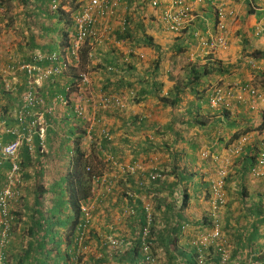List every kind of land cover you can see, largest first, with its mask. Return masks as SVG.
<instances>
[{"label": "crops", "instance_id": "1", "mask_svg": "<svg viewBox=\"0 0 264 264\" xmlns=\"http://www.w3.org/2000/svg\"><path fill=\"white\" fill-rule=\"evenodd\" d=\"M158 1L160 4L154 7L151 5V0H117L115 14L106 22L110 32L104 39L103 45L96 47L92 52L96 60H91L93 70L90 71V87L94 93L99 91L121 93L126 99V109L117 113V116L107 113L98 114L104 119L106 126L112 132V137L115 138L113 144L105 148L103 155L111 154L121 163L148 164L150 161H155L160 170H163L162 167L166 163L168 169L176 165V169L174 168L176 173L168 176L166 180L164 178L165 181L161 183V186L166 183L172 195L169 191L156 190L158 196H165V201H170L172 204L169 209H162L161 217H158L156 224L157 264H186L180 252L189 250V242L197 233L209 229L205 224L210 213V203L205 198V186L213 175L216 164L202 159L200 152L206 148L224 157L226 147L236 139V134L239 135L244 130L254 129L261 124L259 112L262 110V102L259 98L249 97L244 93L245 100L233 105L227 115L221 109L211 108L207 100L216 85L228 83H250L264 97V33L254 34L256 24L264 16V0H187L192 9V18L178 33L171 32L165 27L161 19L165 0ZM218 2H221L227 11V45L225 48L211 50L207 46H202L201 41L209 40L214 36L217 23L215 9ZM29 12V5H15L9 13L13 22L10 19L9 25L0 23V75L11 85L17 82L23 85V82L20 83L15 78L13 71H5L3 68L12 59L27 60L31 53L26 48L27 39L23 37L22 40L8 38L6 40L4 32L5 28L10 30L7 33H12L13 28L21 29L20 24L23 22L21 20ZM128 15H130L129 32L133 39L125 42L115 41L114 32L120 26V19ZM52 20L55 21L57 18ZM46 23L49 24L48 21ZM51 37L53 38V35L46 36L38 42L48 44ZM63 46L64 43L57 41V49ZM19 47L23 50H19ZM114 49L118 53L114 52ZM129 49L134 50L135 53H130L133 56H130L129 65L124 66V69L105 72L96 67L97 62L101 63L103 60H110L113 63L118 61L120 57L128 54ZM253 50H260L263 53L255 59L250 55ZM141 54L143 56H140ZM210 60L220 64L221 70L224 71L202 75L196 85L185 84L190 76L188 69L191 64L202 65L210 63ZM40 65L46 67L49 62H42ZM50 81H57L58 85L64 87L70 79L66 74L53 77ZM47 87V85L43 87L42 82L41 88L44 91ZM176 92H179L178 101L171 103ZM161 97H169L168 102L161 100ZM71 99L72 96L66 98L64 102L54 99L56 104L51 109L52 112L57 106L60 110L67 108L66 115L73 116L67 105ZM21 102V98L11 101L12 114L17 118L19 117L15 110ZM48 108L45 110L48 111ZM53 114L59 122L64 117L59 111ZM134 116H138L140 120L134 122ZM87 117L88 119L93 117L91 110L88 111ZM37 118L39 124L31 130V136L39 127L45 129L49 126L44 113H40ZM83 129V126H80L75 131H78L88 147L92 140L86 139V132L82 134L83 132L79 131ZM24 132L28 131L24 130ZM257 133L255 129L249 132L253 135L251 142L246 146L249 152L256 150ZM43 137L44 134L41 139ZM150 147L151 150L148 151ZM95 152L96 150L93 151ZM192 154L199 157L198 161L192 162L189 159ZM176 156H180L179 159H176ZM240 156L233 158L229 163V186L232 189L231 193H240L243 185L248 194L244 199H239L242 201L241 204L235 201L230 205L231 208L222 206L219 215L223 234L229 239H232L234 230L240 231L242 237L250 231L249 224L241 229L245 216V213L240 214L243 206L246 208L249 204H253L259 196L264 199V178L243 173L242 169L246 165ZM116 171L109 172L111 179L113 178L112 191L104 195L101 204L96 203L94 206L93 224L98 232H107L108 235L126 241L123 251H127L133 244L131 240L133 238L135 240L136 237H133L132 228L135 225L127 217L128 215L123 213L125 206H132L123 196V192L133 191L129 190V184L123 177L114 176ZM142 181L144 184L148 182L146 177H143ZM100 191L98 195L103 193V189ZM185 192L189 198L182 207V199L179 196L177 198V194L181 193L182 196ZM149 195H156V192L149 191ZM136 197L138 196L134 195V198ZM138 198L141 202H150L146 194ZM229 200L230 195L226 193V201ZM248 219L252 222L255 217ZM227 225L233 226V231L227 228ZM12 238H14L13 234L10 240ZM234 244L241 252L250 249L243 242L241 245L236 242ZM20 245L21 243L18 245L19 250ZM229 247L232 248L231 244ZM141 256L142 253L138 255V259H133L132 256L129 261L113 259L109 264H145ZM135 259L136 261H133Z\"/></svg>", "mask_w": 264, "mask_h": 264}, {"label": "trees", "instance_id": "2", "mask_svg": "<svg viewBox=\"0 0 264 264\" xmlns=\"http://www.w3.org/2000/svg\"><path fill=\"white\" fill-rule=\"evenodd\" d=\"M51 1L52 0H1L0 6L3 10L0 23L5 25H9L11 22L9 15V9L11 7L9 6L12 4L14 6L29 5L30 12L27 15L25 14V18L21 20L23 22L20 24V28L23 27L22 36L24 39H27L25 41L26 48L27 50L29 49L31 54L35 52V49H39L41 52H44V50L50 52L59 50L60 48L57 49V35L60 31L62 32L61 42L64 43L65 47H69L70 39L74 32L73 16L79 11L80 4L83 3L84 0L80 2H77V0H55L57 6L54 9L50 6ZM53 18H57V20L53 21ZM125 18L124 28L119 26L114 32L115 41L125 42L126 40L131 41L133 39L128 26L130 23V15ZM47 21L49 24L46 23ZM61 23H63V26H61ZM256 33L257 35L264 33V29L256 31L254 34ZM51 35H53V38L51 37L48 44H41L38 42L44 37ZM146 40L149 41L147 38ZM90 46L89 40H86L80 51V68H83L82 66L86 67L89 64L91 66V60H96L95 54L92 53L93 55H90ZM19 50L23 49L20 48ZM114 52L118 53L116 49H114ZM261 53L263 52L260 50H253L250 52V55L256 59ZM121 54L120 52L119 55L121 56ZM131 55L133 56V54H130V56ZM211 60L210 63H204L202 65H198L197 63L191 64L188 69L190 76L185 84L196 85L202 75L224 71L221 70L220 64ZM102 62L103 64H101ZM102 62H97L98 66L96 65V67L101 68L102 71L105 72H114L116 69H124V66L129 65L122 62V57L114 63L110 60H103ZM8 65L9 61L3 70H5ZM110 67L113 68V70H109ZM14 75H16L15 78H17L20 83L23 82V85L22 83L19 85L17 82L9 86L8 89L5 83L7 79H4L2 75H0V148L14 140L15 136L12 134L11 130L20 127L21 119H23L25 123L30 119V116L19 119L12 114L11 101L12 99H22L21 94L24 92L23 88L26 82L25 72L16 71ZM46 85L48 86L46 91L40 87L35 92L34 99H36L37 102L30 107V112H33L36 118L40 113H44V118L49 126L45 127L43 133L44 137L42 139L39 133L34 130L30 142L27 143L23 141L19 148L18 163L20 166L22 184L18 189L19 198L17 204L13 206L12 210L14 220L10 233L13 234L14 238H12V240L9 239L4 246L0 245V264H109L113 259L115 261H129L132 256L133 259H138V255H141L140 230L144 223L145 215L142 202L138 198L142 194H146V197L152 204L153 224L151 226V239L154 245L151 248V252L155 255L158 237L156 232L158 217H161L163 208L169 209L172 207L170 201H165V196L161 197L157 195V191H169L166 187L167 185H165L166 183L162 186L161 183L164 182L168 176L176 173L174 170V168L176 169V165L168 169L166 167L167 163L164 164L162 167L163 170H161L163 174L162 178L154 182L149 181L146 184L142 183V178L146 175L142 176L140 173L129 174L126 172H122V174H120V172H117L118 174L114 173V176L119 175L123 177L124 181H127L129 184V190L133 191L131 193L138 196L134 198V196H130L127 192H123L125 199H128L129 204L135 209L134 215L127 217L130 218L131 222L135 225L132 228L133 237H136V241L134 238L131 240L133 244H131L132 246H130L127 251H123L125 244L122 248L118 249L110 247L106 241V236H108L107 232H98L92 220L87 224V232L82 242L79 243L78 238L84 222V213L81 207L91 203H94V206L96 203L98 205L101 204V202H95V195L101 183L100 178L104 174L110 175L109 172L113 171L112 169L109 170V166H106V169L103 166V169L102 165H104V163H100L99 166L95 167L92 161L94 155L93 151L95 149L100 159L104 160L106 156L103 155V151L113 144L115 138L111 137V139H107L102 137L100 134V126L96 125L91 131L92 142L86 147L83 138L81 139L77 133L78 131H75V129L80 126L84 128V120L75 118L74 115V117L67 116V108L60 110L55 106L53 112L52 110H45L47 107H51L52 101L54 99L56 100L58 95L68 99L71 96L72 90L68 92L65 90V86L62 87L58 85L57 81L51 82L50 79L43 81V87ZM178 95L179 92H176L171 103L178 101ZM168 98L169 97H161V100L168 102ZM70 102H67L68 110L72 111V102ZM236 103L235 101H230L227 105L223 103L218 106L217 109H221L227 115L230 108ZM55 111H59L64 115L60 122L54 117L53 113ZM259 113L261 115V124L254 129L260 133L264 128V110H260ZM108 114L117 116L115 112H108L107 115ZM138 119V116L133 117L134 122H137ZM72 121H75V123H72ZM143 122L139 123L142 124ZM22 123L24 124V122ZM84 129L79 131L84 134ZM254 129L244 130L241 134H236L235 138L237 139L243 134L252 132ZM108 130L112 136V132L109 128ZM236 139L232 140V142ZM71 142L73 144H70ZM29 145L32 147V150L28 149ZM247 145L244 146L240 153L241 156H239L244 159L246 165L242 169L243 173L251 174V168L257 159V147L256 150L249 152L248 147H246ZM149 149L151 150V147L148 148V151ZM179 157L180 156H176L175 158L179 159ZM190 157L189 159H191L192 162L198 161L199 159V157L194 154ZM10 167L9 160L0 157V184L3 183L6 172L9 171ZM104 170L107 172L105 173ZM214 175L215 168L213 175L207 182V186H205V198L209 200V203L211 201V181ZM259 178H264V176ZM152 190L156 192V195H149V191ZM223 191L225 193V199L226 193L230 195L229 202L226 201L224 203L227 208H231L230 205L235 201L241 204L240 202L242 201L240 200L244 199L248 194L247 189L243 185L240 193H231L232 189L229 186V170L227 176L224 178ZM169 193L171 192L169 191ZM178 196L182 199L181 205L183 207L187 203L189 196L186 192L182 194V196L181 193H179L177 194V198ZM157 211H160V213ZM241 213H245L241 229H244L243 227L246 228L247 224H249L250 231H248L245 237H242L240 231L236 230H234V234H232V239H229V237L225 235L229 245L231 244L232 246L230 249L231 263L264 264V199L262 196L256 198V201L253 204H249L246 208L243 206V210L240 211V214ZM166 217L168 219L167 214ZM251 217H255L252 222L248 219ZM207 218L205 224L208 225L210 229L213 224L210 213ZM227 228L232 230L233 226L227 225ZM17 233L19 235H16ZM235 242L240 245L243 242L247 247L249 246L250 249L241 252L239 247L236 248ZM20 243L21 247L19 250L18 245ZM189 249L193 250L196 256L194 258V260H196L195 264H197L196 258L198 250L197 247L192 245L191 240L189 242ZM244 250H246V247ZM207 252L212 255V260H216L217 253L213 251L212 247H210ZM133 261H136V259ZM186 264H188V262Z\"/></svg>", "mask_w": 264, "mask_h": 264}, {"label": "built area", "instance_id": "3", "mask_svg": "<svg viewBox=\"0 0 264 264\" xmlns=\"http://www.w3.org/2000/svg\"><path fill=\"white\" fill-rule=\"evenodd\" d=\"M215 1V0H213ZM1 3V0H0ZM158 0H151L152 6H158ZM165 6L162 10V21L165 27L171 32H180L192 18V9L187 0H165ZM52 9L56 8L57 2L52 0L50 3ZM117 7V0H84L80 4L79 11L73 16V34L70 39L69 47H61L57 51L41 52L36 50L27 60L12 59L5 69V71H22L26 74L25 89L22 94V102L15 110L16 115L21 118L30 116L28 122L25 123L21 119V125L16 130H13L15 138L13 141L3 145L0 148V157L7 159L10 162V169L6 172L5 179L0 184V245L4 246L10 239V231L14 215L12 213L13 206L17 204L19 198V187L22 184L20 177V166L18 163L19 148L23 141L27 143L31 139V130L38 126L39 119L36 118L33 112H30L32 107L37 101L34 99L35 92L41 87V84L46 79H51L59 75H66L70 79L69 83L65 85V90L71 92L72 114L75 118L85 121L84 130L86 132V139L92 140L91 131L96 125L100 126V134L102 137L111 139V134L105 124L104 119L99 116L100 113L115 112L120 113L126 109V99L123 94L115 92L99 91L92 92L90 84L91 77L89 67L87 69L80 68V51L89 40L91 46V54L96 47L103 45L104 39L108 36V26L106 22L115 14ZM2 7L0 6V19L2 15ZM226 14L227 11L221 2H218L215 9L216 15V30L214 36L209 40H202L201 45L208 47L211 50L216 48H225L227 45L226 39ZM126 18L120 19V26L124 28ZM264 29V18L257 23L256 31ZM127 55L122 57V62L128 64L130 62V53H135L134 50L129 49ZM140 56H143L142 54ZM42 62H49V65L43 67L40 65ZM113 70V68H109ZM118 70V69H116ZM6 87L9 88L11 84L5 81ZM244 93L249 97L259 98L261 109L264 110V97L253 86L249 84H236L228 83L223 85H216L209 96V106L217 108L221 104L226 105L230 101L241 103L245 100ZM56 100L62 102L66 101L60 95ZM56 101H52L51 110ZM91 110L93 117L88 119V111ZM88 120V121H87ZM91 121V122H90ZM24 122V124L22 123ZM88 123V125H87ZM27 130L28 132H24ZM37 132L40 137L43 136L44 128L39 127ZM253 138V135L243 134L237 138L232 144L226 147L224 157L216 153L210 152L208 149H203L200 156L204 160H211L216 164L215 175L211 181V201L210 213L213 218L212 227L206 231H200L192 238L191 243L197 247V264H232L230 259V247L226 237L223 234L220 224V209L224 205L225 193L223 191L224 178L228 174L229 163L231 160L240 155L245 145H247ZM258 140V153L257 159L251 168V174L254 177L264 176V129L257 136ZM31 146L28 149L31 150ZM110 168L116 172H126L129 174L140 173L146 175V180L153 182L162 177V172L156 165L155 161L134 162V163H121L113 155L107 154L105 157ZM104 174L101 176L100 187L104 188L101 194V199L104 195L112 190L113 180L110 176ZM109 178V179H108ZM98 180V179H97ZM131 195V194H130ZM143 208L145 211L144 223L140 230V249L144 255V261L147 264H156V256L152 254L151 247V226L153 222V215L149 201H143ZM84 213V222L80 236L79 243L82 242L85 233L87 232L86 226L91 219L92 204H87L81 207ZM125 212L134 213L132 207H126ZM107 243L112 247H119L121 242L113 236L106 237ZM212 247L213 251L217 253L216 260H212V255L205 252ZM209 253V254H208Z\"/></svg>", "mask_w": 264, "mask_h": 264}, {"label": "rangeland", "instance_id": "4", "mask_svg": "<svg viewBox=\"0 0 264 264\" xmlns=\"http://www.w3.org/2000/svg\"><path fill=\"white\" fill-rule=\"evenodd\" d=\"M9 7H11L10 9H9V11L12 9V8H14V5L12 4L11 6H9ZM61 24H63V23H61ZM22 29H23V27L21 28V29H14L13 28V30H12V33H7V32H10V30H9V28H5V32H4V36H5V39L7 40V38L9 39V40H12V39H20V40H22L23 39V36H22ZM13 31H16V32H13ZM57 38H58V42H60V41H62V32L60 31L59 33H58V35H57ZM83 68H85V69H87V66L85 67V66H82ZM82 69V68H81ZM89 71H91V70H93V68L91 67V66H89ZM94 151H95V149H94ZM91 159H92V157H91ZM92 161H93V165H95V167L96 166H99L100 165V163H104V165H102V168H103V166H104V168L106 169V166H109V164L107 163V161H106V159H104V160H102V159H100V157L97 155V151L94 153V155H93V159H92ZM102 161V162H101ZM104 161V162H103ZM106 164V165H105ZM110 167V166H109ZM103 168V169H104ZM111 168H109V170H110ZM228 170H229V168H228ZM104 172L106 173L107 171L106 170H104ZM253 176V175H252ZM254 177V176H253ZM14 224V223H13ZM205 252H207V250H205ZM181 253V255L183 256V258L188 262V264H195L196 263V260H194V258L196 257L195 255H194V253H193V250L192 249H189V250H187L186 252L185 251H181L180 252Z\"/></svg>", "mask_w": 264, "mask_h": 264}, {"label": "clouds", "instance_id": "5", "mask_svg": "<svg viewBox=\"0 0 264 264\" xmlns=\"http://www.w3.org/2000/svg\"><path fill=\"white\" fill-rule=\"evenodd\" d=\"M264 18V16L261 18V20ZM256 26H257V24H256ZM256 29V28H255ZM246 84V83H245ZM247 84H249V85H251L250 83H247ZM251 86H253L257 91H258V89L254 86V85H251ZM260 94H262L260 91H258ZM210 96V95H209ZM209 104V103H208ZM212 108V107H211ZM264 129V128H263ZM262 129V130H263ZM261 130V131H262ZM247 134H249V133H247ZM250 135H252V134H250ZM259 135V132L257 133V135H256V137ZM239 138V137H238ZM251 142V141H250ZM233 143V142H232ZM231 143V144H232ZM257 153H258V140H257ZM239 156V155H238ZM237 157V156H236ZM236 157H234V158H236ZM207 160H209V159H207ZM233 160V159H232ZM231 160V161H232ZM231 163V162H230ZM161 171V170H160ZM162 172V171H161ZM162 176H163V174H162ZM162 178V177H161ZM256 178H259V177H256ZM160 179V178H159ZM157 180V179H156ZM149 182V181H148ZM154 182V181H153ZM100 189L102 190V189H104V188H102V187H99V189H98V191L96 192V195H95V202L96 201H98V202H101L102 203V201H103V199H104V197L101 199V194L100 195H98L101 191H100ZM112 191V190H111ZM110 191V192H111ZM103 193H105V191L103 192ZM108 193V192H107ZM129 195L131 194V193H128ZM130 196H134L133 194H131ZM150 203V202H149ZM92 204V209H91V219L90 220H92L93 221V218H94V216H93V210H94V203H91ZM142 205H143V201H142ZM150 205H151V203H150ZM126 207H132L133 209H134V207L133 206H125L124 207V209H123V213L124 214H126V215H128V216H133L134 215V213H135V209H134V213L133 214H131V213H129V212H125V208ZM151 211H152V206H151ZM211 214V213H210ZM153 215V214H152ZM213 219V218H212ZM220 219V218H219ZM152 224H153V222H152ZM143 225V224H142ZM142 227V226H141ZM10 236H11V234H10ZM108 236H111V235H108ZM108 236H106V237H108ZM114 237V236H113ZM117 239V238H116ZM117 240H119V239H117ZM107 241V240H106ZM120 242H121V245L119 246V247H114V248H116V249H118V248H122L123 247V245L125 244V242L126 241H122V240H119ZM151 241H152V239H151ZM153 245H154V243L152 242V247H153ZM110 246V245H109ZM110 247H112V246H110ZM151 247V248H152ZM141 250V249H140ZM83 251H86V250H83ZM155 251H156V249H155ZM142 253V252H141ZM155 256H156V264H157V262H158V256H157V251H156V254H155ZM142 260H143V262L144 263H146L145 261H144V255L142 254Z\"/></svg>", "mask_w": 264, "mask_h": 264}]
</instances>
